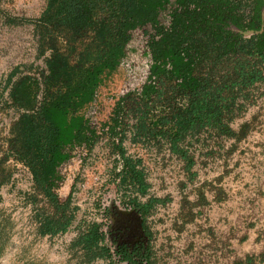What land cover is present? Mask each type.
<instances>
[{"label":"trees","instance_id":"16d2710c","mask_svg":"<svg viewBox=\"0 0 264 264\" xmlns=\"http://www.w3.org/2000/svg\"><path fill=\"white\" fill-rule=\"evenodd\" d=\"M263 7L264 0H47L34 24L41 55L49 52L45 69L39 78L12 81L10 91L24 112L11 127L9 153L28 167L35 188L57 212L40 219L42 235L64 234L75 219L74 186L65 200L58 194L66 182L61 169L73 152L90 153L107 137L122 165L117 186L127 189L123 200L143 218V235L133 244L92 222L73 246L81 247L87 263L156 264L146 220L161 201L141 200L150 188L143 159L128 155L124 143L158 152L168 147L190 171L194 139L232 136L231 124L264 85ZM147 27L142 85L118 98L100 129L84 111L128 58L134 32Z\"/></svg>","mask_w":264,"mask_h":264},{"label":"rangeland","instance_id":"374dc122","mask_svg":"<svg viewBox=\"0 0 264 264\" xmlns=\"http://www.w3.org/2000/svg\"><path fill=\"white\" fill-rule=\"evenodd\" d=\"M46 3L0 0V264H107L87 263L81 247L73 246L80 230L97 222L105 233L129 236L134 244L143 235L144 221L123 200L127 189L118 188L116 176L122 165L108 138L102 137L90 153L76 150L61 169L66 182L58 194L65 200L74 186L75 219L56 236L40 233V219L57 216L55 208L35 188L28 167L9 153L11 127L24 112L10 97L12 81L39 78L49 56L40 53L34 25ZM150 32V27L134 32L128 58L105 78L96 101L84 111L100 129L118 98L141 87ZM16 67L19 72L11 79ZM255 92L231 124L232 136L205 133L194 139L190 171L168 147L158 152L125 141L128 155L143 159L150 188L141 200L161 201L146 220L156 264H264V85Z\"/></svg>","mask_w":264,"mask_h":264},{"label":"water","instance_id":"95a60500","mask_svg":"<svg viewBox=\"0 0 264 264\" xmlns=\"http://www.w3.org/2000/svg\"><path fill=\"white\" fill-rule=\"evenodd\" d=\"M261 18H262V20L264 21V8H263V10H262V12H261Z\"/></svg>","mask_w":264,"mask_h":264}]
</instances>
